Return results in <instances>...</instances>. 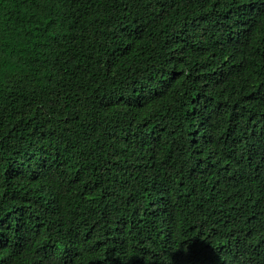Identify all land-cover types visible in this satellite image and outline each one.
Segmentation results:
<instances>
[{
    "label": "trees",
    "instance_id": "16d2710c",
    "mask_svg": "<svg viewBox=\"0 0 264 264\" xmlns=\"http://www.w3.org/2000/svg\"><path fill=\"white\" fill-rule=\"evenodd\" d=\"M264 264V0H0V264Z\"/></svg>",
    "mask_w": 264,
    "mask_h": 264
},
{
    "label": "snow or ice",
    "instance_id": "6c2138e0",
    "mask_svg": "<svg viewBox=\"0 0 264 264\" xmlns=\"http://www.w3.org/2000/svg\"><path fill=\"white\" fill-rule=\"evenodd\" d=\"M209 253L203 247V241L199 237H194L188 241L187 252L181 253L177 256L175 264H205L204 258ZM207 264H211V260H207Z\"/></svg>",
    "mask_w": 264,
    "mask_h": 264
}]
</instances>
